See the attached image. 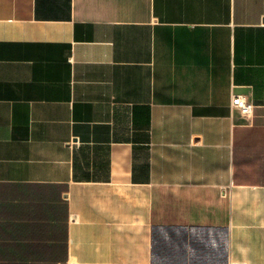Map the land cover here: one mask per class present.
<instances>
[{"label":"crops","instance_id":"obj_1","mask_svg":"<svg viewBox=\"0 0 264 264\" xmlns=\"http://www.w3.org/2000/svg\"><path fill=\"white\" fill-rule=\"evenodd\" d=\"M0 264H264V0H0Z\"/></svg>","mask_w":264,"mask_h":264},{"label":"built area","instance_id":"obj_2","mask_svg":"<svg viewBox=\"0 0 264 264\" xmlns=\"http://www.w3.org/2000/svg\"><path fill=\"white\" fill-rule=\"evenodd\" d=\"M232 105L234 108L240 109L241 113L248 118L252 117L254 105L246 100L243 95H233Z\"/></svg>","mask_w":264,"mask_h":264}]
</instances>
